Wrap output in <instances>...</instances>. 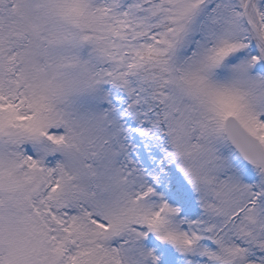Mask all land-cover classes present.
Returning a JSON list of instances; mask_svg holds the SVG:
<instances>
[{
    "label": "snow or ice",
    "instance_id": "snow-or-ice-1",
    "mask_svg": "<svg viewBox=\"0 0 264 264\" xmlns=\"http://www.w3.org/2000/svg\"><path fill=\"white\" fill-rule=\"evenodd\" d=\"M0 264H264V0H0Z\"/></svg>",
    "mask_w": 264,
    "mask_h": 264
}]
</instances>
